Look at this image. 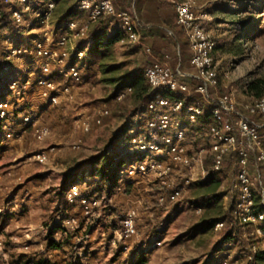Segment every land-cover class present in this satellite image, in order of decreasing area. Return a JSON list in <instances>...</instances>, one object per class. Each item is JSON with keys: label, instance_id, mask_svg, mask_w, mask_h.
Here are the masks:
<instances>
[{"label": "rangeland", "instance_id": "obj_1", "mask_svg": "<svg viewBox=\"0 0 264 264\" xmlns=\"http://www.w3.org/2000/svg\"><path fill=\"white\" fill-rule=\"evenodd\" d=\"M0 3L7 5L15 30L27 38L22 45H29L31 49L35 40H46V37L54 41L52 47L56 49L57 39L66 30L59 25V18L68 7L75 5L74 0H54L52 15L46 21L37 14L45 9L42 0H29L28 7L15 0H0ZM15 8L22 10L19 27L13 15ZM196 11L207 13L206 28L217 45L214 55L219 62V88L216 94L232 92L243 111L257 98L258 91H264V0H196ZM67 32L68 51L80 44L86 46L85 38H73L72 33ZM6 38H1L0 59L4 57L7 66L0 75L7 86L0 91V101L9 102L10 119L5 122L7 129L3 128L0 140V264H33L36 259L46 257L51 264H133L136 247L137 252L144 253V264H223V258L226 264H251L253 247L263 255L264 264V236L254 234L252 227L242 226L244 233L240 241L228 246L220 242L219 230L205 225L228 210L235 193V175L231 169L219 174L218 183L196 184L197 181L192 180L185 184L190 178V169L175 170L165 184L155 177L135 182L129 194L117 189L111 197L100 196L104 202L99 214L89 222L78 213V207H68L67 213L78 217V225L64 236L63 248L47 251L48 229L59 217L51 221L59 207L56 191L77 161L102 149L124 124L125 119L120 115L132 104L134 94L117 100L113 92L119 86H130L122 83L144 61V54L130 56L131 45L112 44L103 59L94 65L95 78L87 73L84 82L70 90L71 97L62 94L57 105L46 108L49 105L35 87L25 84L27 78L30 83L35 80L40 59L34 53L7 59ZM70 59L80 68L83 57L72 54ZM52 76L62 83L57 68H52ZM103 104L109 108L110 115L98 126L93 119L97 108ZM25 106L34 117L33 126H47L49 135L38 139L32 128L14 133L15 126L9 125L14 113ZM86 118L91 123L88 133L81 127ZM144 120L145 111L140 108L131 122ZM258 121L264 123V120ZM188 127L194 128L193 125ZM7 132L13 135L7 137ZM260 132L264 137V126ZM194 136L195 146L209 145L205 130H197ZM77 145L79 147L74 148ZM118 149L122 157L134 156L125 165L142 159L127 140ZM39 153H45L48 159L38 161ZM203 166L209 170V154ZM195 171L201 175L200 166L194 168ZM73 182L76 181L73 179ZM174 184L182 186L179 198L160 205L158 195ZM206 194L218 197L208 204L198 203ZM129 212L134 216L138 233L137 237L123 241L121 219ZM148 221L160 228L159 235L153 239L146 235ZM197 224L201 228L195 227ZM124 245L127 250H122Z\"/></svg>", "mask_w": 264, "mask_h": 264}, {"label": "built area", "instance_id": "obj_2", "mask_svg": "<svg viewBox=\"0 0 264 264\" xmlns=\"http://www.w3.org/2000/svg\"><path fill=\"white\" fill-rule=\"evenodd\" d=\"M11 1V0H9ZM23 6H29V0H15ZM45 9L37 13L41 19L49 20L54 8V0H42ZM117 0H74L77 9L86 13V19L79 22L71 19L65 26V32L59 36L53 49L54 41L49 37L35 40L33 49L29 45H13L10 38H6V58H19L30 53L40 59L38 75L35 80L25 79L26 85H33L38 95L46 100L50 106L58 104L60 95L70 96V90L74 86L84 82L82 72L74 64H67L69 51L66 45L69 33L73 38L83 37L91 25L102 16H111L119 20L122 34L119 42L129 45L142 44L141 20L134 10H116ZM22 10H13L17 26L21 23ZM176 22L181 27L188 40L191 51V70H185L181 66L174 68L167 56L165 59H154L145 69V76L150 89L156 94L152 98L145 111V120L132 129L126 140L133 147L134 152L142 159L138 163L127 164L119 171L122 179L138 181H150L152 177L165 184L171 179L175 170L190 169L191 175L184 182L205 180L211 171H221L224 161L231 156L236 158L235 174V220L242 226L252 227L253 233L259 237L264 236V209H258L256 203L264 207V179L260 165L264 164V142L261 136V128L258 120H264V94L254 98L242 111L232 92L224 94H212V89L219 84V62L215 58L216 41L206 28L205 18L207 13L198 14L196 0H180L175 4ZM19 27V26H18ZM150 51V49H147ZM82 57V53L77 54ZM52 68H57L62 83L52 76ZM14 84L11 85L13 87ZM131 87H125L115 95V99L121 100L131 92ZM163 93H166L163 94ZM182 93L186 98L192 99L185 104L182 98H173L170 94ZM17 94H20L18 91ZM169 94V95H167ZM71 97V96H70ZM210 107L212 121L205 126L198 125V119L203 114L201 104ZM9 102L0 101V119L4 121L3 128L7 129L6 121L10 119L8 112ZM110 115L106 104L97 108L94 115V123L102 125L104 119ZM178 115H184L180 120ZM32 114L22 118L23 123H31L32 131L38 139L49 135L50 129L46 126H33ZM258 119V120H257ZM193 125L194 128H189ZM82 130L88 133L91 130L89 118L81 123ZM197 130H205L208 146L196 145L195 134ZM7 132L6 136H12ZM79 147L74 146V148ZM209 154V170L203 166V160ZM36 158L40 162L48 159L45 153H39ZM200 166L201 175L194 172V168ZM170 185V181L168 183ZM85 185L76 181L69 186L65 193L69 206L78 207L80 214L86 218V222L97 217L99 208L104 199L97 195L83 193ZM121 189L118 188V191ZM182 191V186L171 185L166 191L161 192L157 201L160 205H166L176 201ZM200 210V209H198ZM59 228L53 237L57 242H62L64 236L73 232L78 225L76 215H60ZM121 236L123 241L137 237V228L134 216L131 212L121 219ZM223 223H216L214 228L221 230ZM161 245V242H156ZM232 246L231 242L227 243ZM127 245L122 250H127ZM250 256L251 264H263L261 255L255 247ZM36 259L33 264H37ZM226 264V259H222ZM45 264H51L49 262Z\"/></svg>", "mask_w": 264, "mask_h": 264}, {"label": "trees", "instance_id": "obj_3", "mask_svg": "<svg viewBox=\"0 0 264 264\" xmlns=\"http://www.w3.org/2000/svg\"><path fill=\"white\" fill-rule=\"evenodd\" d=\"M59 1V0H57ZM160 8L163 10L170 9L180 0H159ZM118 0L116 1V10L119 12L121 10H134L137 13H140V6L143 3V0H134V6L131 4L120 7L118 5ZM77 13L76 5L70 6L66 9L65 12L59 18V25L66 26V24L74 18ZM174 22L176 23V17ZM109 24V20H101L97 23V25L89 32L88 39L91 42L89 49L84 53L83 59L80 64V70L82 75H86L90 73L94 78L96 74L92 71L93 66L103 59L105 53L108 50V47L112 44L119 42L121 34L119 32H107V26ZM172 24V22H171ZM3 36H7L10 38V41L13 45H21L27 42V38L19 35V33L15 30L12 21L10 20V12L7 10V5L5 3H0V44L1 38ZM175 36L177 38L178 43L180 44V49H183V46L188 45V40L185 35L184 30L181 28L180 30L175 31ZM3 47V45H2ZM189 47V45H188ZM3 49V48H2ZM83 49V48H82ZM80 49V50H82ZM1 51V45H0ZM78 52V51H77ZM1 54V53H0ZM4 58V57H3ZM0 59V74L2 70H4L7 66V63L4 59ZM145 65L140 66L130 74L125 77V80L122 84L130 85L126 87H131V94L133 92L134 99L132 104L127 105L124 109V113L120 115L125 119L124 124L121 128L111 136L108 141L105 143L102 149L96 151V153L90 155L87 158L81 159L77 161L75 166H73L70 171L66 174L65 179L61 186L56 191V196L59 201V207L56 209V213L51 217V221L53 222L57 216L62 214L70 215L67 213V208L71 207L68 205L65 197V193L68 190L69 186L72 185L73 179L76 181L80 179L81 182L86 180L85 189L83 191L86 195H97V196H107L111 197L118 188L123 190L125 193H130L134 183L131 180H123L119 176V171L122 167L128 163L133 157H122L119 152V149L124 143L129 134V132L138 127V125L143 122L140 121L136 124L131 122L132 118L136 115L140 108H144V111L147 110V105L149 101L154 98L156 92L150 89L148 80L145 76ZM83 72H86L85 74ZM7 85L4 83L3 78L0 75V91L3 90ZM123 86V85H122ZM119 86L113 92V96H115L119 91L125 88ZM251 87H254L252 85ZM219 88V84L217 88L212 89V94H216ZM255 88V87H254ZM257 88V87H256ZM4 91V90H3ZM262 91V90H261ZM257 93V97H260L264 94V91ZM227 93H220L221 95ZM166 95V93H163ZM169 95V94H167ZM173 98H182L185 100V104H189L192 99L186 98L182 93L170 94ZM203 114L198 119L199 126H205L209 122L212 121L210 115V107L207 104H201ZM28 107H23L22 109L17 110L14 113V117L12 118V123L9 126H15L14 133L20 132V130H30L32 128L31 123H23L22 118L25 115L30 114ZM241 110V109H240ZM9 120V118H8ZM4 121L0 119V140H2L3 135L1 132L3 131ZM9 128V127H8ZM20 128V129H19ZM5 132V131H4ZM262 136V135H261ZM263 142H264V137ZM262 176L264 179V164L260 165ZM225 169H231V172L236 174V158L234 156L228 157L222 166L221 171H210L207 178L203 181H197L196 184H202L206 181L212 182H220L219 174L222 173ZM218 197L217 195L206 194L201 196V200L198 201L200 204H208L212 198ZM235 203H236V195L231 197L229 202V207L227 212L223 215L219 216L215 221L205 223L206 226L214 228L216 223H223V227L219 230L221 243L227 244L231 242L232 245L238 243L244 233L242 229V225L238 224L235 220L234 212H235ZM256 207L258 209H264L260 204L256 203ZM146 235L149 238H152L159 235L160 228L158 224L151 223L150 221L146 224ZM195 227L201 228V225L197 224ZM59 228L58 221H54V224L48 229V235L45 239V246L47 251H52L54 249H59L61 247V242H57L53 237L54 232ZM135 252V253H134ZM134 254V263L133 264H144L146 259L144 257V253L137 252V247L133 251ZM51 263V261L46 257V259H39L37 264H45Z\"/></svg>", "mask_w": 264, "mask_h": 264}, {"label": "crops", "instance_id": "obj_4", "mask_svg": "<svg viewBox=\"0 0 264 264\" xmlns=\"http://www.w3.org/2000/svg\"><path fill=\"white\" fill-rule=\"evenodd\" d=\"M117 3L120 7H124L129 4H131L132 7L134 6V0H118ZM140 8H141L140 13L136 12V14L138 15L142 23L141 26L142 44L131 45L133 50H131L130 53V56H134V57L139 56L138 55L139 53L144 54L143 55L144 61L140 62L137 68L144 65L145 67H147L150 65L152 60L165 59L168 56L174 68L181 66L185 70L188 71L191 70V63H190L191 51L188 45L183 46V49L181 50L180 44L178 43L177 38L175 36V31L181 29V27L177 25V22L176 23L174 22L176 17L175 5L172 6L170 9L163 10L162 8H160L159 0H143V3L141 4ZM74 19L78 20L79 22H83L86 19V13L83 11H79L77 9V13L74 16ZM105 19L109 20V24L107 26L108 33L119 32L120 34H122V29L118 19L111 16H102L97 22L91 25L89 31L83 37L78 38V39L85 38L87 41L86 46L82 47V44H80L78 45L79 47L75 49H73V47L71 46L73 50L69 51L70 56H72V54L76 56V54L78 53H82L84 56V53L89 49L91 44V42L88 39L89 32L97 25L99 21ZM81 47L83 48L82 50H80ZM147 49H150V51H147ZM70 56L66 61L67 64H72ZM92 70L96 72L94 66ZM46 108H51V107L49 105ZM177 118L180 120H184L185 116L178 115ZM76 181H81V180L77 179ZM83 183L85 185L86 180H84ZM75 208L76 207H73V209ZM77 209H78V213L80 214L79 208ZM60 248H63V245Z\"/></svg>", "mask_w": 264, "mask_h": 264}]
</instances>
